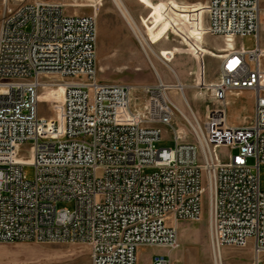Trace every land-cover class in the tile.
<instances>
[{
	"label": "built area",
	"instance_id": "obj_1",
	"mask_svg": "<svg viewBox=\"0 0 264 264\" xmlns=\"http://www.w3.org/2000/svg\"><path fill=\"white\" fill-rule=\"evenodd\" d=\"M203 13L204 34L226 44L251 35L255 46L219 56L217 77L203 88L222 107L188 121L184 141L172 124L170 86L97 79L94 15L1 0L0 243H81L90 264H136L141 246L177 249L169 220L199 221L206 196L213 253L250 246L251 264H264V7L209 0ZM241 91L253 95L252 121L231 126L226 97ZM44 94L49 117L39 114ZM164 127L171 148L156 147ZM25 166L34 168L31 179ZM60 201L72 209H58ZM152 264L176 263L155 255Z\"/></svg>",
	"mask_w": 264,
	"mask_h": 264
},
{
	"label": "rangeland",
	"instance_id": "obj_2",
	"mask_svg": "<svg viewBox=\"0 0 264 264\" xmlns=\"http://www.w3.org/2000/svg\"><path fill=\"white\" fill-rule=\"evenodd\" d=\"M41 1L62 5L66 14L95 16L97 79L140 88L146 85H155L158 82L154 72L156 71L165 85L170 86L179 81L185 86L183 92L186 102L182 99L178 90L171 88L168 94L190 122L194 119L202 122L207 111L222 107L203 88L216 79L219 69V56L226 52V47H228L222 37L204 34L205 26H203L202 19L204 22L205 14L203 12L209 0H171L180 4L197 2L202 4L195 9L192 15V21L189 24L191 29L186 24H181V17L179 16L176 22L179 27V37L172 32H168L164 38L151 46L152 51L148 47H144L147 55H145L141 45L135 39L112 0ZM125 1L128 0H122L123 3ZM168 1L170 0H152V2ZM134 2L135 7L140 10L141 17L133 19L141 27L142 19L147 17L148 9L138 0ZM262 7H264V0H262ZM98 28L99 32H97ZM182 33L184 34L181 35ZM231 45L233 48L242 46L244 49L250 50L254 48L255 43L253 36L249 35L234 38ZM258 45L264 52V15L261 16L260 20ZM172 47L181 49L171 58L172 60L169 63L176 70L164 64L163 58L157 54L163 49ZM203 51H205V54ZM214 53H218V55H214ZM170 69L175 71L177 78L172 75ZM55 91V99L60 101L62 89L59 88ZM45 95H43L42 102L39 104V114L49 117L51 115L48 111L50 99ZM226 101L229 124L234 123L241 126L251 123L253 116V95L251 92L228 93ZM172 124L182 140L185 141L191 138L188 123L178 111L175 112ZM163 130V139L156 144V147H173L172 129L164 127ZM228 152L230 153V151ZM24 173L28 179H31L34 175V168L25 166ZM259 185L260 190L264 192V163L259 166ZM56 207L71 210L73 205L71 202L60 201L56 204ZM169 223L171 226H175L171 220H169ZM175 227L179 247L173 251L162 247H154L149 251L148 258L150 254L154 256L165 255L176 264H212L208 241L207 197L204 196L203 216L199 221H182L179 227ZM221 255L223 264H251L252 261L250 246L223 247ZM0 264H90L89 249L87 245L81 243H0Z\"/></svg>",
	"mask_w": 264,
	"mask_h": 264
},
{
	"label": "crops",
	"instance_id": "obj_3",
	"mask_svg": "<svg viewBox=\"0 0 264 264\" xmlns=\"http://www.w3.org/2000/svg\"><path fill=\"white\" fill-rule=\"evenodd\" d=\"M134 1L135 0H128L123 3L122 0H112L115 7L117 6L116 7L117 10L123 17L129 29L132 31L135 39L138 40L139 44H141L144 47H148L151 51L153 50L151 46L159 42L162 38H164L168 32H172L179 37V32H178L179 27L176 23L178 21L177 18L180 16L181 24L182 25L186 24L189 27L195 9L202 4L200 2L180 4L178 2L171 0L168 2H152V0H138L145 8L148 9L147 17L142 19L141 27H140L133 19V18L141 17L140 10L135 7ZM189 29H191V26L189 27ZM97 32H99V28L97 29ZM183 34L184 33H182L181 35ZM180 50L181 49L178 47H172L170 49H163L159 51V53L157 54H159L163 58L162 61L164 62V64H166L171 69L176 70L169 63L172 60L171 58L175 54L180 52ZM203 52L205 54V51ZM152 53L159 60H161L154 52ZM206 54L208 53L206 52ZM214 55H218V53H214ZM179 84L184 86L180 82ZM230 125L240 126L234 123H230ZM174 224L175 226L179 227L181 225V222H176ZM151 249H154V247H147V246L139 247L136 253V264H152V259L154 255L150 254V257L148 258L149 251Z\"/></svg>",
	"mask_w": 264,
	"mask_h": 264
},
{
	"label": "bare ground",
	"instance_id": "obj_4",
	"mask_svg": "<svg viewBox=\"0 0 264 264\" xmlns=\"http://www.w3.org/2000/svg\"><path fill=\"white\" fill-rule=\"evenodd\" d=\"M117 7V6H116ZM143 43H145V42H143ZM141 45V44H140ZM227 46L228 47H232V45H231V43L229 42V43H227ZM141 47H142V49H143V51H144V53H145V55H147L146 54V51L144 50V46H142L141 45ZM151 66L153 67V65L151 64ZM155 72V76H156V79H157V81H162L161 80V78L158 76V74L156 73V71H154ZM170 72L172 73V75L175 77V78H177L176 77V74L174 73V71H172L171 69H170ZM171 86V88H173V90L175 89V90H178V92L180 93V95L182 96V99L186 102V97H185V94H184V89H185V86H182V85H180L179 84V82H177L176 84H173V85H170ZM61 89H62V87H60ZM175 106H176V108H177V110H178V113L184 118V120H186L187 122L189 121L188 120V118L182 113V111L180 110V107L175 103ZM188 106V105H187ZM190 109V108H189ZM210 247V246H209ZM211 249V248H210ZM211 260H212V264H223V258H222V255H221V250H219V252H214L213 253V251H212V249H211Z\"/></svg>",
	"mask_w": 264,
	"mask_h": 264
}]
</instances>
